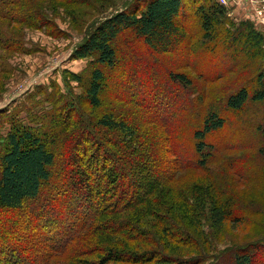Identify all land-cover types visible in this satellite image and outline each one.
<instances>
[{"label":"trees","instance_id":"1","mask_svg":"<svg viewBox=\"0 0 264 264\" xmlns=\"http://www.w3.org/2000/svg\"><path fill=\"white\" fill-rule=\"evenodd\" d=\"M185 6V0H137L97 23L71 56L72 60L93 59L99 66L85 81L86 99L62 92L51 109L43 108L33 116L31 124L11 118L10 131L0 138V264H58L50 254L57 246L70 254L69 261L80 258L74 264H196L197 259H181L166 251L172 242L189 246L187 240L192 237L185 227L174 224V213H186L188 226L197 233L202 222L209 229L220 230L226 221L242 224L251 217L264 216L258 195L254 196L256 200L246 201L238 191L224 192L220 184H227L229 168L212 166L222 150L207 140L229 123L221 112V99L214 101L216 106L210 100L203 110L190 98L191 82L184 75L176 73L163 81L155 75L144 79L131 74L128 86L121 81V71L109 81L103 69L122 68V53L116 43L118 38L120 46L125 43L120 38L125 31H134L155 54L177 50L185 42ZM41 8L37 0H0V21L4 24L0 26V49L24 52V35L9 37L10 31L23 23L40 29L44 15ZM223 14L224 9L217 5H212L209 13L203 10L205 39L217 37L214 31ZM254 41L248 37L246 43L257 45ZM70 77L83 83L80 75ZM154 79L155 84L150 83ZM258 79L260 90L250 94L243 87L230 95L225 101L228 113L238 114L249 103H264V73ZM130 85L133 95L144 93L152 85L150 105L155 109L135 99H122L117 90H129ZM111 87L118 100L149 113L150 121L161 130L159 148L156 137L129 121L113 113L93 116L82 108L85 99L91 108L99 110L103 94ZM36 107L41 105L37 103ZM5 116L0 113V117ZM186 129H191L196 142L198 168L210 179L224 176V183L211 180L210 186L196 187L191 198L179 194L178 203L171 200L167 182L195 166L193 159L184 160L182 155L178 136ZM256 130L264 138V126ZM238 182L243 184L242 179ZM253 206L258 211L253 213ZM246 209L251 212L248 217ZM148 212L160 213L165 219L164 224L156 223L161 238L151 244L139 232L142 215ZM259 229L264 231V225ZM83 230L88 233L85 240L78 236ZM130 241L150 247L140 250ZM254 241L248 248L233 252L232 264H264V233ZM70 243L78 245L68 247ZM219 255L214 258L217 263Z\"/></svg>","mask_w":264,"mask_h":264},{"label":"rangeland","instance_id":"2","mask_svg":"<svg viewBox=\"0 0 264 264\" xmlns=\"http://www.w3.org/2000/svg\"><path fill=\"white\" fill-rule=\"evenodd\" d=\"M135 1L137 0H70L68 2L37 0L42 7L40 10L44 13L40 20L43 23L42 27L36 30L23 23L13 26L9 34V37L17 36L19 33L24 35L25 53L0 49V113L6 115L0 117V138H5L10 131L12 117L24 124H31L30 121L37 112H41L43 108H52L55 97L59 94L72 92L86 99L85 81L99 66L95 65L93 59L72 60L71 56L85 41L91 28ZM185 2L182 26L186 35L185 42L180 45L179 50L155 54L134 31H125L120 35L125 43L120 46L119 38L116 43V47L122 53L123 60L119 61L122 68L116 71L108 67L103 69L108 72L106 75L109 81L111 77L115 79L113 76L115 73L120 75L121 71V81L125 85H128L131 74H135V78L142 76L144 79L146 76L151 78L155 75L163 81L170 79V76L176 73L184 75L191 82L188 88L190 98L203 110L210 104V100L214 102L221 99L224 106L221 112L229 123L224 131L213 134L207 140L208 143L222 150L215 156L212 166H221L220 169L229 168L227 171L230 173L226 175L227 184L225 186L220 184L224 192L238 191L246 201L256 200L254 196L258 195L261 198L259 203L264 205V138L256 130L257 127L264 126V103L257 105L249 103L238 114L228 113L225 108V101L239 89L245 87L250 94L259 89L258 77L264 73V0H185ZM212 5L223 8L224 14L218 19L219 23L214 31L217 37L205 39L201 15L203 10L209 13ZM0 26H4L1 21ZM248 37L254 38L257 45L246 43ZM70 74L82 76L83 83L78 84L72 80ZM207 81L213 82L207 83ZM150 83L155 84V79ZM128 88L129 90H125L124 87L117 90L122 99L126 101L135 99L138 103L155 109L150 105L153 102L152 85L143 90L144 93L137 92L135 95L132 93L133 86L130 85ZM47 98L51 100L48 101ZM85 99L82 108L89 114L99 117L113 113L120 120L129 121L143 133L156 137L158 148L161 146V130L150 121L149 113L118 100L112 87L103 94L102 106L99 110L91 108L86 104ZM62 102L59 103L60 106ZM37 103L41 107H36ZM215 104L214 102L213 106H216ZM209 109L210 107L208 111ZM27 110L30 113H27ZM166 115L164 114V117ZM178 137H181L184 160L193 159L195 165L174 175L167 182L168 189L172 191L171 200L179 203V194L191 198L190 194L196 187L210 186L211 180L223 182L224 176L210 179L198 168L197 160L200 156L195 149L196 142L192 138L191 129L182 131ZM160 154L163 156L164 152L160 151ZM240 179L243 180V184L238 182ZM249 184L255 185L249 186ZM258 209L257 206H253L252 212ZM145 214L142 215L143 218L139 223V232L143 235L144 241L151 244L152 240L157 241L161 238L160 229L155 227L156 223L161 221V224H164L165 219L159 216L160 213L148 212L147 216ZM245 214L247 217L250 216V210L246 209ZM173 215L174 224L178 228L185 227L184 229L188 230L192 237L187 240L189 246L172 242L166 251L181 259H197L196 264H214V262L232 264L233 252L248 248L255 243L256 237L264 233L259 229L260 224L264 225V216L260 215V217H251L242 224L226 221L220 230L209 229L202 222L199 223L200 225L197 224L200 233L193 231L194 227L188 226L189 216L186 213L176 212ZM87 235L86 230H83L78 236L85 240ZM88 240L87 237L86 242ZM130 242L133 247L140 250L150 247L147 246L148 243ZM167 242V239L163 241L164 244ZM77 245L70 243L68 247ZM50 254L58 264H74L80 259L77 257L75 261H69L70 254L59 249L58 246ZM216 255H219L218 263L214 259Z\"/></svg>","mask_w":264,"mask_h":264}]
</instances>
